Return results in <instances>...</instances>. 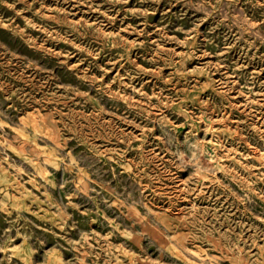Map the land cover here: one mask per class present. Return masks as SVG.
Listing matches in <instances>:
<instances>
[{
  "label": "rangeland",
  "instance_id": "1",
  "mask_svg": "<svg viewBox=\"0 0 264 264\" xmlns=\"http://www.w3.org/2000/svg\"><path fill=\"white\" fill-rule=\"evenodd\" d=\"M0 264H264V0H0Z\"/></svg>",
  "mask_w": 264,
  "mask_h": 264
}]
</instances>
